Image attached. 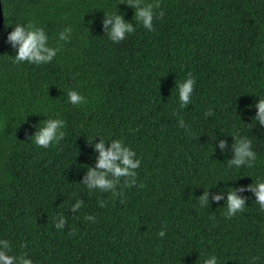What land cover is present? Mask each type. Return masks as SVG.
Instances as JSON below:
<instances>
[{
    "label": "trees",
    "instance_id": "1",
    "mask_svg": "<svg viewBox=\"0 0 264 264\" xmlns=\"http://www.w3.org/2000/svg\"><path fill=\"white\" fill-rule=\"evenodd\" d=\"M122 2L0 0V240L33 264H264L255 193L238 192L245 210L225 216L227 191L264 181V126L253 119L264 99V0H159L164 15L151 31ZM117 12L135 32L114 43L104 19ZM29 22L60 49L52 62L15 63L8 36ZM189 73L194 91L181 109L177 85ZM69 91L87 103L71 104ZM56 118L64 138L36 146L38 127ZM236 135L251 140L253 168L228 167ZM101 137L135 151L136 186L114 194L81 184ZM77 199L84 204L72 212Z\"/></svg>",
    "mask_w": 264,
    "mask_h": 264
},
{
    "label": "clouds",
    "instance_id": "2",
    "mask_svg": "<svg viewBox=\"0 0 264 264\" xmlns=\"http://www.w3.org/2000/svg\"><path fill=\"white\" fill-rule=\"evenodd\" d=\"M121 4H127L135 9L134 21L139 22L145 29L153 30L154 18H161L164 15L163 10L159 13L155 9H160L161 5L159 0H154L153 3H147L146 0H123ZM111 25V28L108 26ZM104 29L109 36V39L114 43L123 41L127 34L135 32L133 23L126 22L124 15L114 13L105 14ZM72 32L71 27H67L60 33L59 39L68 41ZM8 41L14 48L18 47V54L15 55L14 61L17 64L27 62L29 64L42 65L52 62L60 51L59 48H53L48 45V35L42 27L36 26L33 22L26 25H15L14 31L8 36ZM195 79L189 73L188 77L177 85L179 92L180 108H186L191 104V97L194 91ZM68 100L73 105H81L87 103L86 98L79 94L77 91H69L67 93ZM249 108L252 106L249 105ZM258 108L256 116L253 118L259 121V125L264 126V99H259V103L255 105ZM209 110L206 115H211ZM180 127L187 129L183 119L179 122ZM66 122L62 119H47L42 125L38 127V131L31 137V141L38 147L48 148L54 142L62 140L65 136L63 129ZM234 154L233 158L228 160V167L235 166L240 168L247 166L253 168L256 162V153L252 149V142L247 137H240L239 135L233 136ZM90 144V143H89ZM110 147L106 148V143L101 137V141L95 144V149L99 152L96 158L97 163L95 167L87 165V174L81 184L85 185L89 190H99L101 192H116L117 187H133L137 185V172L140 167L141 161L136 159V153L130 147L126 146L123 140H113ZM221 149L226 147V141L221 140L219 143ZM123 180V183L121 181ZM142 187V185H141ZM252 191L256 196V203L259 204L260 210L264 211V181L254 182L249 185L247 189L232 188L227 191V204L225 216L228 219L233 218L237 213L243 212L246 206V199L239 196L238 192ZM223 193V190H221ZM215 201L224 199L222 194L213 197ZM201 207H206L209 204V192L205 191L198 199ZM84 204L82 199H77L76 203L72 206L71 211L77 212ZM99 207H106L107 202L104 200L99 201ZM86 220L95 222L93 215L85 216ZM66 220L63 216L58 218L55 227L58 230L64 228ZM158 235L162 238L165 236L164 231H160ZM11 252L10 241L0 240V264H33L31 259L26 258L24 255L15 256L9 255ZM258 257H253L250 264ZM204 264H218L217 257L211 256L204 261Z\"/></svg>",
    "mask_w": 264,
    "mask_h": 264
},
{
    "label": "water",
    "instance_id": "3",
    "mask_svg": "<svg viewBox=\"0 0 264 264\" xmlns=\"http://www.w3.org/2000/svg\"><path fill=\"white\" fill-rule=\"evenodd\" d=\"M1 21H2V13H1V7H0V25H1Z\"/></svg>",
    "mask_w": 264,
    "mask_h": 264
}]
</instances>
